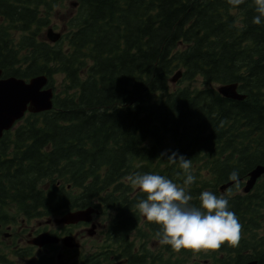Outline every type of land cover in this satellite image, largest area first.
I'll list each match as a JSON object with an SVG mask.
<instances>
[{
    "label": "trees",
    "instance_id": "1",
    "mask_svg": "<svg viewBox=\"0 0 264 264\" xmlns=\"http://www.w3.org/2000/svg\"><path fill=\"white\" fill-rule=\"evenodd\" d=\"M62 1L0 0L2 76L63 79L51 109L27 112L0 138V233L20 218L99 204L114 211L109 230L118 256L184 264L191 250L163 245L173 260L144 245L135 252L132 232L157 239L160 226L142 221L136 205L145 196L125 182L154 173L182 185L179 165L167 161L175 152L192 162L191 203L199 206L203 191L224 196L242 225L238 247L205 251L207 258L264 264V173L243 189L250 170L264 165V21L252 23L253 0L236 7L227 0H75L68 32L49 42L42 30ZM176 70L177 81L199 78L202 86L172 89ZM231 82L244 98L217 91ZM233 170L238 187L229 180ZM22 250L12 254L33 251ZM0 264L18 263L0 250Z\"/></svg>",
    "mask_w": 264,
    "mask_h": 264
},
{
    "label": "clouds",
    "instance_id": "2",
    "mask_svg": "<svg viewBox=\"0 0 264 264\" xmlns=\"http://www.w3.org/2000/svg\"><path fill=\"white\" fill-rule=\"evenodd\" d=\"M245 0H227L233 7ZM257 13L252 23L264 21V0H253ZM169 164H178L182 170L183 184L178 185L167 177L154 173H134L125 177V182L139 189L145 198L136 205L140 214L151 223L160 226L156 237L161 245H168L176 251H216L222 245L238 247L242 225L224 196L210 191L199 195V206L191 203L188 189L195 182L191 159L173 152L167 157ZM180 175V173H178ZM239 172L233 170L229 180L239 186Z\"/></svg>",
    "mask_w": 264,
    "mask_h": 264
},
{
    "label": "rangeland",
    "instance_id": "3",
    "mask_svg": "<svg viewBox=\"0 0 264 264\" xmlns=\"http://www.w3.org/2000/svg\"><path fill=\"white\" fill-rule=\"evenodd\" d=\"M73 1L75 0H63L61 3L56 5L55 8H52V10L49 13V24L44 26L42 30V37L45 38V31L47 30L48 27L51 28L52 31L55 32H61L62 34L65 32H68L67 27V22L69 19L74 15L75 11L77 10V2L75 5H73ZM15 34V33H14ZM16 36V34H15ZM175 72V71H174ZM173 72V74H174ZM172 76V75H171ZM62 76L61 75H55L53 82L51 83V86L53 87L54 92H59L61 90V83H62ZM191 85L193 86H198L201 87L202 83L200 79H196L195 81H192L191 84L187 81L183 82H170L169 86L173 89L174 87L177 86H185V85ZM10 209H8V213H10ZM100 213V212H99ZM140 213V212H139ZM99 222H101L100 229L97 230V232L94 235L88 234L87 229H84L83 225H75L71 226V235H74V237L71 239V242L74 243L75 241L77 242L74 247H76V250H73L72 248H68L67 246L63 245L62 243H58V246L55 247V249H33L31 253L27 257L21 258V257H16L15 255L12 254V251L15 247H24L27 244V239H29V236L27 235V230H25L26 224L34 229H44L50 234H57V230L61 228L62 225H56L53 223H47L46 218H37L34 220L29 221H22L23 218L17 219V221L14 223L13 228L7 229L4 228L2 233H0V241L2 244H0V247H2L0 250L5 252L7 255L10 256L11 259H14L18 264H68L74 259H80L81 264H85L84 258L88 253H93L95 251H100L102 247H106V244L103 243V230L107 227L110 221V217L112 216V211H106V212H101L98 214ZM38 221H40L38 223ZM142 224V223H141ZM67 230V229H66ZM17 231H20L17 233ZM132 242L136 248H140L141 245H144L147 250H149L151 253H156L160 251L162 253L163 258L166 259H171L173 260L176 256L173 255V253L169 251H163L161 244L159 243L158 240L156 241H151L147 237H142V235H139L138 237H135L134 235H131ZM11 242H16V246L13 247ZM116 249V248H115ZM162 250V251H161ZM62 255L59 258H55L53 261L47 262L45 260H41L40 257L43 256H48L50 254L56 255L61 253ZM202 253H195L192 251V253L188 256H186L188 261H184V264H212L213 260L209 258L207 260L206 254L202 255ZM113 254L115 252L113 251ZM104 256L97 257V259L100 261L99 264H115V263H120V261H123L122 259H107L103 260ZM180 259H183V256H181ZM45 261V262H44ZM44 262V263H43ZM124 264V263H123Z\"/></svg>",
    "mask_w": 264,
    "mask_h": 264
},
{
    "label": "water",
    "instance_id": "4",
    "mask_svg": "<svg viewBox=\"0 0 264 264\" xmlns=\"http://www.w3.org/2000/svg\"><path fill=\"white\" fill-rule=\"evenodd\" d=\"M60 33H53L49 28L47 30L48 39L55 41L59 38ZM1 74V69H0ZM181 72L176 71L170 78L172 82L176 81L180 76ZM47 83V76L45 74L36 75L29 80H24L22 78H17L14 76H9L6 78H0V137L2 136L4 130H8L12 127L14 122L20 119L26 111L30 112H41L52 107V90L51 88L42 89V87ZM217 91L228 98L232 99H242L244 94L238 92L237 83L231 82L226 84H221L216 87ZM264 173L263 165H256L248 173V179L244 185V191H249L257 178ZM231 184V182L226 183L221 186L225 188ZM93 208L87 207L85 209H78L75 211H70L65 213L59 218L54 219L55 223H76L81 220H89L90 213ZM64 244L67 246H73L71 237H65ZM58 241V238L50 235L48 233H40L35 236L31 243L42 246L45 243H52ZM242 264H258L257 260H249Z\"/></svg>",
    "mask_w": 264,
    "mask_h": 264
},
{
    "label": "flooded vegetation",
    "instance_id": "5",
    "mask_svg": "<svg viewBox=\"0 0 264 264\" xmlns=\"http://www.w3.org/2000/svg\"><path fill=\"white\" fill-rule=\"evenodd\" d=\"M54 223H55V221H54ZM95 223V222H94ZM78 224H80V225H83V227H85L86 225H88V223L87 222H80V223H77V224H74V226L75 225H78ZM95 225H99V224H97V223H95ZM67 226L68 225H65L64 227H61L59 230H57V235L59 236V237H62V236H65V234H70V233H68V232H66V229H67ZM27 227V228H26ZM29 226L26 224V226L25 227H23V228H25V230L26 229H28L27 231V235L29 236V239H27V242L28 241H30L31 240V238L33 237V236H35L36 234H38V229H34V228H32V227H30V229L28 228ZM8 228H10V230L13 228V226H8ZM88 228V227H87ZM84 229H86V227L84 228ZM20 231H17V233H19ZM57 246H58V243L56 244ZM125 262H127V258L125 259ZM127 264V263H126Z\"/></svg>",
    "mask_w": 264,
    "mask_h": 264
}]
</instances>
